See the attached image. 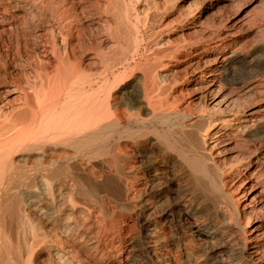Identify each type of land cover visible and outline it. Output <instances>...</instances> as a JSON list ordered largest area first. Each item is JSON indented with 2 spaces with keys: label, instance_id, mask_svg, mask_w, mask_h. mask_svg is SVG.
<instances>
[{
  "label": "bare ground",
  "instance_id": "6f19581e",
  "mask_svg": "<svg viewBox=\"0 0 264 264\" xmlns=\"http://www.w3.org/2000/svg\"><path fill=\"white\" fill-rule=\"evenodd\" d=\"M138 1L0 0V264H264V108L227 94L264 36L164 44Z\"/></svg>",
  "mask_w": 264,
  "mask_h": 264
},
{
  "label": "rangeland",
  "instance_id": "374dc122",
  "mask_svg": "<svg viewBox=\"0 0 264 264\" xmlns=\"http://www.w3.org/2000/svg\"><path fill=\"white\" fill-rule=\"evenodd\" d=\"M138 5H140L141 9L143 7L142 11H145L146 8H149L154 16L157 15L162 17L161 19V17L156 16L155 18H158L156 20L160 21L161 19V22H163L165 25L167 24V31H165V35L162 37L161 42L165 41L167 43L176 41L180 43V41L182 42V40L185 41L195 38L197 39L201 34H204L205 31H216L218 28H222L219 31H221L220 33H223L224 35L227 32V25H241L242 30L240 31L239 41L238 43H236V48L244 52L252 46V43H256L258 37L263 38L264 36V0H139ZM154 10L158 14L155 15L156 12ZM244 28L248 31H246ZM9 30L10 29H8L6 25L0 24V50H3L5 48V46L3 47L4 42L8 41V38L10 37ZM220 38L217 37L213 40L216 41ZM165 42L163 43L165 44ZM226 42L227 40H224L223 44H225ZM192 54L193 52H191V55ZM258 54L262 56L260 57L258 55V58H264V52H260ZM178 66L180 68H184L186 66V63L180 62ZM205 72L206 70L203 69L202 73L204 74ZM253 80L254 83L250 85L248 91L241 89L240 84H232V86L228 85L227 94H233V96L237 97V100L240 101H238L239 103L242 102V104H251L252 109L259 108L260 110H262L264 108V75H258ZM241 84L243 85L246 83L244 81ZM230 91H234V93ZM188 98V95L185 96V98H183V102H186L185 99L189 101ZM243 99H246V102ZM184 104L183 106H185ZM257 147L258 146L255 143H252V145L248 144L247 146V148L251 151H256ZM256 160L257 161L252 165L250 170L239 172L238 178L236 179V186H239V190H235V195L239 197L240 195H242L243 187L247 188L244 193L246 195L242 198L245 200V202H249L254 195L255 197L258 196L260 201H257L254 204L255 207L258 208V210H262L260 211L264 215V159L262 160L256 158ZM259 174L262 178H260V183L256 184L254 181L250 182V179H255ZM256 181L258 182V179H256ZM251 184L253 185L252 187ZM198 256L199 255L197 254L194 256V258L196 259V261L199 260L201 262V258H198Z\"/></svg>",
  "mask_w": 264,
  "mask_h": 264
}]
</instances>
